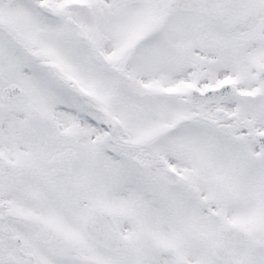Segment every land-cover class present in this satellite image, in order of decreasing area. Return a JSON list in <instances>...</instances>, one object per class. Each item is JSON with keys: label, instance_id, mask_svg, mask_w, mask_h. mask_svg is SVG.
Here are the masks:
<instances>
[{"label": "snow or ice", "instance_id": "6c2138e0", "mask_svg": "<svg viewBox=\"0 0 264 264\" xmlns=\"http://www.w3.org/2000/svg\"><path fill=\"white\" fill-rule=\"evenodd\" d=\"M0 264H264V0H0Z\"/></svg>", "mask_w": 264, "mask_h": 264}]
</instances>
